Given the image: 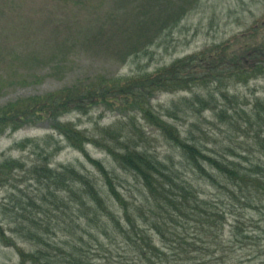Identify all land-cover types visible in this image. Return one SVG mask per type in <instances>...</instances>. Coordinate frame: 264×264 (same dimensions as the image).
I'll return each mask as SVG.
<instances>
[{
	"label": "trees",
	"instance_id": "1",
	"mask_svg": "<svg viewBox=\"0 0 264 264\" xmlns=\"http://www.w3.org/2000/svg\"><path fill=\"white\" fill-rule=\"evenodd\" d=\"M182 16L170 13L168 26L176 27ZM227 47L136 78L80 82L0 110V135L97 105L122 114L99 129L101 136H90L72 122L56 129L84 155L91 171L52 168L43 151L30 166L12 158L0 164V187L8 190L3 216L15 238L3 226L0 237L15 250L18 264H238L237 250L259 248L264 241V102L244 107L222 86L227 79L264 74V46L247 52L249 65L228 57ZM162 94L189 97L154 107L152 100ZM206 112L230 134L249 138L244 144L229 140L243 152L227 145L220 155L205 146L199 136L208 134L194 120ZM138 119L159 132L178 153V163L145 147ZM189 120V127L180 126ZM89 144L117 168L91 158L85 149Z\"/></svg>",
	"mask_w": 264,
	"mask_h": 264
},
{
	"label": "rangeland",
	"instance_id": "2",
	"mask_svg": "<svg viewBox=\"0 0 264 264\" xmlns=\"http://www.w3.org/2000/svg\"><path fill=\"white\" fill-rule=\"evenodd\" d=\"M170 13L183 14L174 28L168 26L169 21L167 24ZM225 44L228 57L238 56L242 64H250L247 52L264 46V0H0V110L22 100L74 88L80 82L136 78ZM222 89L250 107L258 99L264 102V74L246 80L227 79ZM183 96L189 97L158 95L152 104L168 106ZM121 116L97 105L33 121L14 132L6 130L0 135V164L12 158L30 166L43 151L50 155L52 168L73 165L91 171L84 155L72 149L56 129L72 122L90 136H101L99 129L115 124ZM194 121L208 134V138L200 135V140L220 155L227 145L243 152L239 144L229 140L243 144L250 141L230 134L210 112ZM138 124L148 150L165 161L173 156L179 162L178 153L155 128L139 119ZM181 124L182 128L189 127L190 120ZM85 149L91 158L110 169L117 168L102 150L91 144ZM124 177L135 185L132 177ZM201 187L209 191L204 183ZM7 191L0 187V226L15 238L10 231L13 227L3 216ZM234 257L239 259L238 264H264V241L258 249L248 246L237 250ZM0 264H18L15 250L3 244L1 237Z\"/></svg>",
	"mask_w": 264,
	"mask_h": 264
}]
</instances>
